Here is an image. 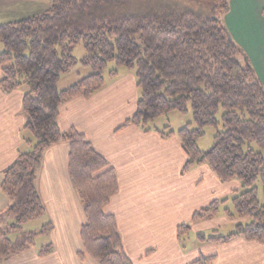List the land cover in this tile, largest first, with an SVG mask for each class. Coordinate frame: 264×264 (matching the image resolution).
Masks as SVG:
<instances>
[{"label":"trees","instance_id":"16d2710c","mask_svg":"<svg viewBox=\"0 0 264 264\" xmlns=\"http://www.w3.org/2000/svg\"><path fill=\"white\" fill-rule=\"evenodd\" d=\"M232 0H52L42 14L0 25L1 90L9 94L25 88L23 109L25 130L34 142L4 173L2 191L9 204L0 214V264L31 250L39 233H21L11 241L4 231L22 227L46 213L37 187V172L46 150L60 143L70 146L69 172L83 205L86 223L81 229L85 252L99 264H133L127 256L117 220L104 210L119 192L117 174L85 136L75 130L63 132L58 126L62 105L83 96L89 98L115 79L119 69L134 71L140 98L134 117L124 127L155 130L163 139L176 135L187 156L183 173L207 165L222 183L238 181L241 192L232 199L239 220L227 236L198 234L202 243H225L235 238L264 244V205L258 199L257 181L264 195V86L242 49L230 37L222 18ZM264 14V12H263ZM83 44L81 61L93 71L69 88L60 90L61 78L77 65L75 46ZM192 110L195 129L163 130L152 123L172 112ZM222 112V130L218 114ZM123 127V128H124ZM208 127L216 129L208 152L198 142ZM255 144L263 150L256 152ZM248 150L245 151V147ZM215 201L196 212L192 222L219 216ZM52 224L43 228L44 234ZM191 225L178 228L182 240ZM53 252L52 245L39 255ZM215 257H200L191 264H212Z\"/></svg>","mask_w":264,"mask_h":264},{"label":"crops","instance_id":"0c3cea01","mask_svg":"<svg viewBox=\"0 0 264 264\" xmlns=\"http://www.w3.org/2000/svg\"><path fill=\"white\" fill-rule=\"evenodd\" d=\"M17 2L24 1L0 0V11ZM263 12L264 0H232L222 21L264 86ZM39 14L34 12L32 17ZM2 77L0 67V82ZM83 78L78 73L69 84ZM25 92L20 88L6 94L0 87V214L9 204L2 191L4 173L21 153L32 150L27 141L34 142L25 130ZM139 98L135 72L119 69L117 78L108 76L105 86L91 97L78 96L62 105L58 118L61 131L75 130L85 136L115 170L119 192L104 212L116 218L129 259L133 264H191L203 256L215 257L212 264H264V244L253 240L202 243L198 239L191 247L183 245L180 226L192 225L190 233L198 235L236 224L237 220L221 212L213 219L191 222L196 212L211 203L232 200L241 192V184L222 183L207 165L183 173L187 156L176 135L163 139L155 130L124 127L134 117ZM69 156L68 143L55 145L45 151L37 172V187L46 209L42 221L53 226L46 234L51 242L3 264H99L89 256L84 260L78 256L85 252L81 229L86 217L70 177ZM49 245L53 252L41 257L40 251Z\"/></svg>","mask_w":264,"mask_h":264},{"label":"rangeland","instance_id":"374dc122","mask_svg":"<svg viewBox=\"0 0 264 264\" xmlns=\"http://www.w3.org/2000/svg\"><path fill=\"white\" fill-rule=\"evenodd\" d=\"M22 1V0H20ZM24 2H17L16 4L5 8L4 10L0 11V25H6V24H10V23H16L22 19H26L32 17L34 15V12H37L42 14L43 12H45L52 4V0H23ZM30 1V2H29ZM39 14V15H40ZM3 50V46H0V52ZM73 56L75 57L76 61H77V65H75V67L70 71V73H68L67 75L63 76L62 78V83H60L59 85V89L60 90H64L67 89L71 86V84H69V80H71V78L75 77L78 73L81 74L84 77H88L89 75H91L93 73L92 69L90 67H85L82 64V60L84 59V57L86 56V52L84 49L83 44H79L77 46H75L74 50H73ZM115 68L114 64H110L108 70L105 72L104 76L105 78H108L109 76V70ZM68 81V84H67ZM74 85V84H72ZM222 112L220 111L218 114V120H219V130H222ZM189 125L190 129H195L196 125L193 119V114H192V110L189 107L188 113L186 114H181L177 111L172 112L170 114H168L167 116L156 120L155 122L152 123V127H157L160 130L164 129L165 127L169 126L171 128V130L174 131H179L180 129H183L185 127H187ZM216 133V129L213 127H208L205 130V135L199 140L198 142V146L199 149L202 152H208L214 143V136ZM252 147V149L256 152H263L262 149H260L259 147H257L255 144H251L250 145ZM248 150V146L245 147V151ZM256 187L258 189V199L260 201L261 205H264V195H263V187H262V183L261 181H257L256 183ZM229 209L232 213H235L234 211V207L232 205V200H230L228 203L221 206V215L224 216L225 215V210L224 209ZM43 217L37 218L33 221H30L29 223L25 224L22 227L21 232H17V231H12L10 228V226H12L14 224V220L12 219H7L5 220L4 224H3V229L4 231L8 232V237L11 241H16L18 236L21 233H39V235L36 238V243L35 246L37 247H42V243H47V242H51L49 240V237L42 233L43 232V228L45 225H47L48 222L43 223ZM239 220H237L238 222ZM230 226H221L218 229V235L220 236H227L230 235L231 233L235 232V225L234 224H229ZM205 226V225H204ZM192 227V225H191ZM204 234L207 236H211L212 235V230H204L203 231ZM198 241V237L196 234L194 233H190V236L185 237L182 239V243L185 246H189L191 247L193 244H195V242Z\"/></svg>","mask_w":264,"mask_h":264}]
</instances>
